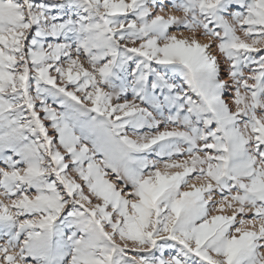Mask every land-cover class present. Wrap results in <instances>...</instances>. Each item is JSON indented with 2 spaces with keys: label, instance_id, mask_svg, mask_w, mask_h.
Listing matches in <instances>:
<instances>
[{
  "label": "snow or ice",
  "instance_id": "1",
  "mask_svg": "<svg viewBox=\"0 0 264 264\" xmlns=\"http://www.w3.org/2000/svg\"><path fill=\"white\" fill-rule=\"evenodd\" d=\"M0 264H264V0H0Z\"/></svg>",
  "mask_w": 264,
  "mask_h": 264
},
{
  "label": "rangeland",
  "instance_id": "2",
  "mask_svg": "<svg viewBox=\"0 0 264 264\" xmlns=\"http://www.w3.org/2000/svg\"><path fill=\"white\" fill-rule=\"evenodd\" d=\"M54 74V73H53Z\"/></svg>",
  "mask_w": 264,
  "mask_h": 264
}]
</instances>
